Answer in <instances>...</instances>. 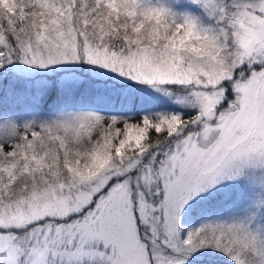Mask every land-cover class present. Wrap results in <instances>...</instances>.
<instances>
[{
	"label": "snow or ice",
	"instance_id": "1",
	"mask_svg": "<svg viewBox=\"0 0 264 264\" xmlns=\"http://www.w3.org/2000/svg\"><path fill=\"white\" fill-rule=\"evenodd\" d=\"M0 264H264V0H0Z\"/></svg>",
	"mask_w": 264,
	"mask_h": 264
}]
</instances>
